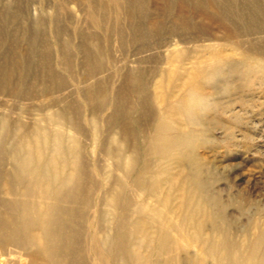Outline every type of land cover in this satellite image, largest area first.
<instances>
[{
	"label": "bare ground",
	"instance_id": "obj_1",
	"mask_svg": "<svg viewBox=\"0 0 264 264\" xmlns=\"http://www.w3.org/2000/svg\"><path fill=\"white\" fill-rule=\"evenodd\" d=\"M103 1L98 2L102 7ZM147 1L124 0L119 5L132 25V40L150 39L162 27L145 9ZM217 1L164 0L169 15L173 3L183 12L189 2L197 11L212 5L218 15L206 14L210 23L203 28L189 16L170 15L166 35L180 36L179 31L185 29L186 44L169 50L154 89H149L140 70L124 75L116 92L118 103L114 101L104 118L106 128L109 123L112 130L116 128L117 144L110 137L109 145L102 146L107 157L116 158L114 168L122 175L104 174L99 164L85 160L78 137L83 131L81 106L68 95L58 105L64 98L52 95L51 90L59 86L41 81L38 94L52 97L42 104L41 117L30 126L19 122L12 127L0 109V194H5L0 195V264H264V229L241 242L235 240L219 199L198 178L199 171L189 174V141L195 132L189 130L191 120L186 115L200 110L195 108L198 101L208 102L211 95L204 90L213 88L219 94L218 83H243L248 90L254 80L264 84V1L239 0V8L234 0ZM119 21L115 25L120 30ZM3 25L4 18H0V46L5 44L0 51V94L29 98L37 94L33 81L28 82V77L38 75L33 54L41 57L37 62L47 68L46 73L54 70L48 67L49 58L36 52L33 39L27 51H18V32H6ZM7 33L13 38L5 42ZM118 35L121 44L124 32ZM202 35L219 40L189 47V41L198 42ZM85 36L96 43L93 48L82 47L86 57L83 85L75 92L86 100L90 122L95 125L93 116L106 108L108 93L101 80L95 79L102 67L100 43L95 34ZM66 53L65 68L70 71ZM49 75L56 81L62 78ZM130 95L136 96L135 102L127 99ZM150 100L158 112L155 119L148 107ZM54 105L58 106L52 109ZM200 118L196 115L193 120ZM131 120L134 126L129 129ZM145 122L148 131L141 137L139 128ZM173 165L178 167L175 172ZM98 176L109 184L99 185ZM212 204L218 206L216 212ZM91 207L94 211L89 215ZM87 220L89 226L83 224ZM189 239L196 241L198 250L193 253ZM16 252L20 256L10 257Z\"/></svg>",
	"mask_w": 264,
	"mask_h": 264
},
{
	"label": "rangeland",
	"instance_id": "obj_2",
	"mask_svg": "<svg viewBox=\"0 0 264 264\" xmlns=\"http://www.w3.org/2000/svg\"><path fill=\"white\" fill-rule=\"evenodd\" d=\"M234 1L239 8L240 1ZM98 2L99 0H0V18H4L3 27L6 32L13 30L15 34L18 32L16 34L19 36L16 41L18 51H27L28 43L33 39L37 45L36 52L41 56L45 54L49 58L48 67L54 70L46 73L47 68L38 63L41 57L33 54V61L40 66L37 67V77L40 80L37 77H28L30 79L28 82L33 81L37 94L22 99L0 94V109L5 110L12 122V127H16L19 122L30 126L41 117L42 104L49 102L52 97L38 94L41 90V81L46 80V84L52 87L59 86V90H51L52 95L59 98L68 95V98H74L81 106L80 121L83 131L78 137L83 146L85 160L94 166L99 164L104 174L114 172L116 175H122L119 169L114 168L116 158L107 157L102 146L109 145L106 141L110 137L114 138V145L117 144L116 128L112 130L110 123L106 128L104 118L110 114L114 101L118 103L116 92L124 75L140 70L150 83H148L149 89H154L153 83L158 77L159 68L166 65L165 59L170 53L169 50L177 44L180 47L183 46V41L187 37L185 29L179 31L180 36L166 35L165 30L171 23L170 15L189 16L193 22L201 23L203 28L210 23L206 19V14L217 16L218 11L212 5H205L203 11L193 10L192 3L189 2V9L185 7L188 10L180 12L173 3L172 12L169 15L165 11L164 0H148L145 9L152 17L161 21L162 27L154 37L139 42L131 39L132 25L128 23L125 13L120 10L119 5H123L124 0H104L103 7ZM217 3H222V0H218ZM104 7L105 17L102 15ZM91 13L94 15V21L91 20ZM12 14L15 16H11ZM9 18H17V20ZM118 19L121 20L119 21L120 30L125 35L121 44L118 38L120 30L115 25ZM38 20H40L39 26ZM109 26L114 27L112 31L107 29ZM209 26L215 27L211 24ZM86 34H95L100 43L102 67L96 72L95 79L101 80L104 90L108 93L106 108L98 112L97 116H93L95 125L90 122L92 114L89 112L86 100L75 92L83 85V79L81 81L80 79L85 71L86 57L82 47L93 48L96 43L94 38L86 37ZM8 35L9 33L5 36V42L13 38L12 35ZM82 35L84 37H81ZM190 36L189 32V38ZM200 39L198 42L189 41V47H193L194 43H216L219 40L207 39L205 35H202ZM4 48L5 44H2L0 51ZM64 50H67L66 55L68 54L70 58L72 65L70 71L65 68ZM49 74L62 78L56 81ZM92 79L91 82L95 81L94 78ZM253 82L254 85L249 90L243 83L231 82L226 85L218 83L217 87L221 89L219 94H215L218 90L207 88L204 90L205 93L211 95L208 102L198 101L195 108L200 110L197 109L196 113L189 112L186 115L189 116V120L195 122L189 121V130L195 132L194 140L189 141V174L199 171L198 178L204 180L208 185L209 193L219 199L225 220L231 227L229 232L239 242L245 237L251 238L258 229H264V84L255 80ZM127 99L132 103L136 101V96L130 95ZM63 101L66 99L64 98L58 105H63L65 103ZM152 101L148 102V107L151 110V116L155 119L158 112L155 109V102ZM58 105L50 107L54 109ZM196 115L201 117L197 121L193 120ZM152 117L148 121L152 122ZM132 126L134 125L131 120L128 128ZM19 129V133H22L23 128ZM147 131L148 123L145 122L139 128L140 136L142 137ZM177 169L178 167L173 165L172 171L175 172ZM98 178L99 185L108 183L104 177L98 176ZM0 195L5 196L3 193ZM217 209L218 206L212 204V211L216 212ZM93 211L94 208L91 207L89 215H92ZM90 222L87 220L83 224L89 226ZM195 243V240L189 239V252L198 250ZM6 255L1 254L5 257L10 256ZM14 256H20V252L10 257ZM21 257L24 256L21 255Z\"/></svg>",
	"mask_w": 264,
	"mask_h": 264
}]
</instances>
